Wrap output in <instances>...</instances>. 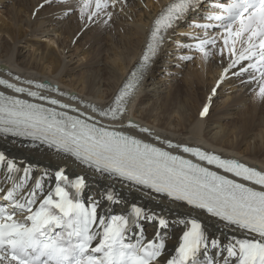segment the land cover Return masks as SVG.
I'll use <instances>...</instances> for the list:
<instances>
[{"label": "snow or ice", "instance_id": "obj_1", "mask_svg": "<svg viewBox=\"0 0 264 264\" xmlns=\"http://www.w3.org/2000/svg\"><path fill=\"white\" fill-rule=\"evenodd\" d=\"M51 2L44 0L45 4ZM79 2L81 20L92 21L101 15L110 17L107 10L118 0ZM204 3L205 0H173L163 9L154 21L140 69L132 73V79L123 85L111 106L104 110L92 107V111L100 117L118 120L125 111L126 98L165 42L166 33ZM203 19L207 22L195 23L194 27L219 32H206L193 47L207 58L222 41L216 54L228 60L217 86L236 68L232 75L248 74L250 79L242 82L256 81L257 96L264 98V0H216ZM23 83L49 89L45 83ZM0 85L48 105L69 108L58 99L6 79H0ZM71 112L78 109L71 108ZM207 112L205 105L201 116ZM82 117L85 113L69 115L0 91V135L26 138L54 148L98 173L110 174L203 211L231 226L233 231L243 233L244 238L233 236L225 244L210 236L198 218H181L179 224L185 230L180 243L175 254L162 261L166 229L171 222L168 216L148 212L135 204L128 215L101 214L99 199L85 202L81 198L86 188L85 177L71 178L60 169L54 175V188L45 189L44 181L34 177L30 166L21 168L0 152L4 169L0 177L8 185L5 188L0 184V264H201V256L207 258L206 264H264V172L198 147L164 141L167 148L195 157L198 162H193L132 135L108 130L94 116ZM128 126L138 127L131 121ZM149 131L139 127L141 133ZM208 166L231 174L232 178ZM103 199L120 202L113 190L106 191ZM144 222L156 225L151 237L145 234ZM209 249L213 250L211 258Z\"/></svg>", "mask_w": 264, "mask_h": 264}, {"label": "bare ground", "instance_id": "obj_2", "mask_svg": "<svg viewBox=\"0 0 264 264\" xmlns=\"http://www.w3.org/2000/svg\"><path fill=\"white\" fill-rule=\"evenodd\" d=\"M2 1L0 0V4L4 3ZM10 1L11 5L0 11V64L19 74L48 80L70 92H77L83 98L95 103H106L111 99L141 56L148 43L155 19L173 2V0H146L150 1L147 2V10L137 11L134 19L129 14L132 18L131 26L121 29V22H127L128 17L122 20L114 16L115 22L106 15L95 17L92 21L86 18L81 20L79 0H63L69 1L65 7L55 0L48 4H45L44 0ZM207 2L205 0L204 5L208 6ZM121 5L122 0H118L115 7ZM113 10L114 7L110 11ZM72 11L74 14H71ZM199 16L190 12L174 29H170L154 59L158 57V61L160 52L162 57H166L162 53L169 37L179 48L188 37L182 40L181 35H175V31H182L177 27L184 22L188 23L189 18L194 22ZM34 18L35 20H32ZM56 18L58 20H55ZM93 23H98L99 26L91 28L90 34L83 36V31ZM53 33H57L56 38L51 36ZM58 35L64 37V43L57 41ZM41 36L45 39L39 41L38 38ZM201 38L198 37L194 42H199ZM22 40L26 46L33 48L23 52V49L17 47L18 42ZM69 43L73 44L74 48L70 49ZM60 44L64 45L61 46V50L68 49L75 52L79 50L76 55L80 57L77 58L76 66L69 68L68 63H64L58 48ZM221 46L222 41H218L217 49ZM186 49L190 50V56L196 57L183 71L182 77L174 82L169 81V84L161 83V79L158 78L159 80L155 81L156 89L154 88L156 94L155 92L151 94L153 90L143 93L141 88L143 84L147 80L157 79L155 70L159 66L155 65L157 62L155 61L135 90V97H131L127 114L148 125L162 137L173 138L180 143L200 145L218 151L222 156L245 161L264 171V98L257 96L259 84L256 81L242 82L248 81L249 75L234 76L232 72L237 69L233 68L217 86L228 60L217 55V49H212L213 54L207 58L201 52L193 53L190 47ZM158 63L163 65L160 59ZM77 67L80 69L79 72L74 70ZM63 77L68 78L67 81H64ZM236 81H238L237 89ZM155 82L153 80V83ZM230 82L232 85L228 86L229 90H223ZM202 85L206 88L204 91L201 90ZM243 87H245L244 91L251 90L253 94L247 97L246 93L241 92ZM214 88L213 96L211 94ZM236 90L239 92H235ZM217 97L220 101L216 99ZM205 105L208 106V112L201 116ZM237 105H242V109H235ZM0 152H4L21 168L30 166L34 177L44 181L45 189L52 187L57 170L63 169L72 176L82 175L86 179L84 197L86 201L99 199L101 214H107L111 210L119 214L115 209L127 208L135 204L148 212L168 216L171 222L166 229V250L161 258L162 261L171 257V251L179 242L184 230V226L179 224L181 218H198L205 224L210 236L220 239L225 244L233 236L244 237L243 233L233 231L231 226L209 217L203 211L120 182L85 166L82 167L44 145L29 146L21 140L5 139L0 136ZM3 170V165H0V172ZM0 184H3V177H0ZM3 186L8 187L7 184ZM108 190L114 191L120 200L119 203L103 199ZM143 228L147 237H151L156 231L154 223L144 222ZM212 251L209 249L210 254ZM216 259L219 260L220 257L217 256Z\"/></svg>", "mask_w": 264, "mask_h": 264}, {"label": "rangeland", "instance_id": "obj_3", "mask_svg": "<svg viewBox=\"0 0 264 264\" xmlns=\"http://www.w3.org/2000/svg\"><path fill=\"white\" fill-rule=\"evenodd\" d=\"M2 2H4V3L0 4V11L5 10L6 8L9 7V5H11V3H10L11 1L10 0H3ZM147 2L149 3L150 1H146V0H135V1L134 0H122L121 7L112 6V7L115 8V10L110 11V10H112V7H110L107 10V11L111 12V16L110 17L108 16V18L115 22L114 16L116 18H122V20H126L127 17H128V19L126 20L127 22H123V21L121 22L120 28L123 29L125 27L131 26V19L132 18L134 19V16L137 13V11H141L142 12V11L147 10V8H148ZM150 9H152V7ZM73 12L74 11H72L71 14ZM71 14H69L68 17H70ZM129 14L131 15L132 18L130 17ZM75 15H77V14L75 13ZM32 20H35V18L32 19ZM55 20H58V19H55ZM97 26H99L98 23H93L92 25L87 27L83 31L84 33L82 32L83 36H86L87 34H90L89 32L91 31V28L97 27ZM180 30H182V31L181 32L175 31L174 33H175V35H181L182 36V40H183V39H185L187 37L186 33L190 30V28L187 25V23L185 24V22H184L183 26L180 27ZM183 31H186V32H183ZM51 36L56 38L57 37V33H53ZM44 39H45V37H42V36L40 38H38L39 41L44 40ZM57 41L59 43H64L65 39H64V37H62V35H58ZM44 42H47V41H44ZM168 43H169V46H167ZM72 45L73 44L69 43V46H70L69 48L70 49L74 48ZM24 46H26V45L23 42V40L18 42V44H17V47L19 49H23L22 50L23 52H25L26 50L28 51L29 48L30 49L33 48V46H26V47H24ZM61 46H64V45L60 44V46L58 48H59V52H60V57L63 58L64 63H66V64L68 63V66H70L69 68H71L72 66H76L78 64L77 58L80 57V56L76 55V54H78L79 50H77L76 52L75 51H69L68 49L61 50ZM180 47L178 49V47H176V45H175V41L171 37H169V39L167 40V42L165 44V47L163 48L164 52L162 53L166 57H160L159 58L163 62V65H162V63L161 64L158 63L159 59H158V61L155 64L156 66H159V68L155 70V78L157 77V79H153L154 82L158 81L159 80L158 78L161 79V81H160L161 83L164 82L165 84H169L168 82L171 81V80H172L171 82H174L175 80H178L179 78L182 77L183 71L188 67V64H190V63L192 64L193 63V60H195L196 56H194V55L190 56L189 55V51H186L184 48H180ZM186 56H190L192 58L191 59H184V57H186ZM74 70L76 72L80 71V69H78V67L76 69H74ZM163 77H166V78H163ZM63 78H64V81H67L69 76H68V78H66V77H63ZM153 80H147L143 84V87H141V88H143V93L152 92V90H153V93H151V94H154V92L156 91L155 90L156 89L155 86L157 84H156V82L153 83ZM160 82L158 84H160ZM237 82L238 81L235 82L236 89H237V85H238ZM151 83H153V84H151ZM229 85H232V82L227 83L226 86H224L223 90H227L228 91L229 90V88H228ZM199 89H200V86H199ZM205 89H206L205 86L202 85L201 86V90L204 91ZM244 90H245V87L241 88V92L246 93L247 97H250V95L253 94V92L251 90H247V92L244 91ZM235 92H239V90L238 91L236 90ZM75 93H77V92H75ZM155 94H156V92H155ZM211 95H213V90H212V94ZM216 99L218 101H220V99L218 97ZM241 106L237 105L235 107V109L241 108ZM229 112H231V110ZM227 117H229V116H227Z\"/></svg>", "mask_w": 264, "mask_h": 264}]
</instances>
